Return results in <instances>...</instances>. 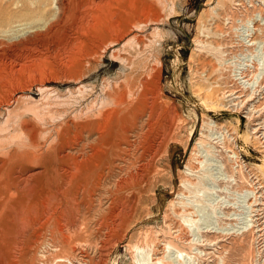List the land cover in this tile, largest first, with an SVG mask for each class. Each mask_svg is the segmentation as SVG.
Segmentation results:
<instances>
[{"label": "rangeland", "instance_id": "rangeland-1", "mask_svg": "<svg viewBox=\"0 0 264 264\" xmlns=\"http://www.w3.org/2000/svg\"><path fill=\"white\" fill-rule=\"evenodd\" d=\"M263 72L264 0H0V264H264Z\"/></svg>", "mask_w": 264, "mask_h": 264}, {"label": "bare ground", "instance_id": "bare-ground-1", "mask_svg": "<svg viewBox=\"0 0 264 264\" xmlns=\"http://www.w3.org/2000/svg\"><path fill=\"white\" fill-rule=\"evenodd\" d=\"M258 70V68H255V70H253L250 74H253V75H251L252 76V78H250L251 80H255V79H257V78H259V75H261L262 76V74H260V73H262V72H260L259 73V71H257ZM263 74H264V72H263ZM261 78V77H260ZM262 78H263V76H262ZM242 79H244V78H242ZM249 79V80H250ZM256 81H258V79L256 80ZM259 82V81H258ZM258 82H254V85L256 84V83H258ZM241 83H243V85L246 87V85L244 84V82H241ZM258 85H259V83H258ZM260 86V85H259ZM255 87V86H254ZM257 87V86H256ZM246 88H248V87H246Z\"/></svg>", "mask_w": 264, "mask_h": 264}]
</instances>
